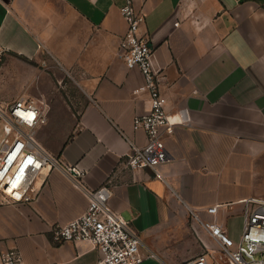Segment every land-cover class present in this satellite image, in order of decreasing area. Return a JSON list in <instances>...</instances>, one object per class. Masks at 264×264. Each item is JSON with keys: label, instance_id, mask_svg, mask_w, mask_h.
<instances>
[{"label": "crops", "instance_id": "0c3cea01", "mask_svg": "<svg viewBox=\"0 0 264 264\" xmlns=\"http://www.w3.org/2000/svg\"><path fill=\"white\" fill-rule=\"evenodd\" d=\"M134 3L144 16L141 34L164 71L160 89L175 132L164 140L168 160L158 174L119 170L110 206L138 232L144 253L155 254L142 264H183L204 254L218 263L224 260L218 244L199 221L213 220L207 208L227 205L217 217L231 237L235 219L242 234L245 202L264 201V0ZM121 4L0 0L1 55L46 63L56 75L62 68L88 98L74 135L53 154L83 171L91 188L113 176L130 142L147 144L134 119L149 112L150 96L136 93L144 76L119 54L127 30ZM1 55L0 102L22 95L46 101L52 75L33 67L13 76ZM87 206V196L61 170L50 172L29 203L0 198V252L17 247L26 264H97L100 254L89 242L54 238L56 226Z\"/></svg>", "mask_w": 264, "mask_h": 264}, {"label": "built area", "instance_id": "2783aa9c", "mask_svg": "<svg viewBox=\"0 0 264 264\" xmlns=\"http://www.w3.org/2000/svg\"><path fill=\"white\" fill-rule=\"evenodd\" d=\"M120 12L127 30L121 39L119 54L129 69L138 68L144 76V84L136 93L150 96V110L136 116L134 129L143 130L147 144L137 146L130 142V152L124 156L118 170L100 187L91 188L84 181V172L65 165L61 159L48 151L38 140L37 134L46 123L42 102L20 96L12 102H0V117L6 123L7 134L12 135L0 147V198L3 202L35 200L53 170H61L88 198L86 211L78 218L54 228L57 242H89L98 250L97 264H142L153 258L152 251L144 253V245L138 232L110 206L111 188L119 170H151L168 160L164 140L175 132L166 108L167 99L160 89L163 68L155 61L149 40L141 34L143 14L135 7L134 0H121ZM1 55V51H0ZM189 120L183 113L181 123ZM244 225L240 238L233 240L217 214L227 205L207 208L214 218L208 222L199 220L218 244L224 260L214 264H264V201L250 199L245 202ZM0 264H26L19 248L0 252ZM183 264H211L206 255Z\"/></svg>", "mask_w": 264, "mask_h": 264}, {"label": "rangeland", "instance_id": "374dc122", "mask_svg": "<svg viewBox=\"0 0 264 264\" xmlns=\"http://www.w3.org/2000/svg\"><path fill=\"white\" fill-rule=\"evenodd\" d=\"M1 63L12 68L11 75L13 76L33 67L39 72L52 75V77L47 75L48 82L45 84L49 96L46 101H39L44 104L46 123L39 129L37 137L48 151L57 153L65 142L74 135L80 112L88 101L81 85L62 68L56 70V75L55 71L46 68V63L39 66L35 62H26L4 55H1ZM6 128L5 121L0 117V147L5 141H10L12 138V135L7 134ZM229 228L231 237L237 241L241 234V220L235 219L229 222Z\"/></svg>", "mask_w": 264, "mask_h": 264}, {"label": "water", "instance_id": "95a60500", "mask_svg": "<svg viewBox=\"0 0 264 264\" xmlns=\"http://www.w3.org/2000/svg\"><path fill=\"white\" fill-rule=\"evenodd\" d=\"M148 171L152 172L151 170H148ZM152 173H153V172H152Z\"/></svg>", "mask_w": 264, "mask_h": 264}]
</instances>
